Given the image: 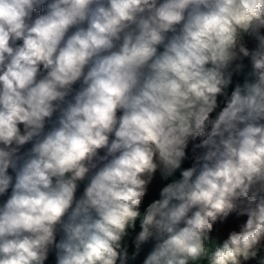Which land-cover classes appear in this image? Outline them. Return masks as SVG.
Returning <instances> with one entry per match:
<instances>
[{
	"label": "clouds",
	"instance_id": "obj_1",
	"mask_svg": "<svg viewBox=\"0 0 264 264\" xmlns=\"http://www.w3.org/2000/svg\"><path fill=\"white\" fill-rule=\"evenodd\" d=\"M0 264H264V0H0Z\"/></svg>",
	"mask_w": 264,
	"mask_h": 264
}]
</instances>
